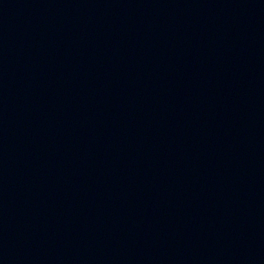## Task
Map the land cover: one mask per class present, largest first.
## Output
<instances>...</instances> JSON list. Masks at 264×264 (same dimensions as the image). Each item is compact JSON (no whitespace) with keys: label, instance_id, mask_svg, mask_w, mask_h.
Returning <instances> with one entry per match:
<instances>
[{"label":"water","instance_id":"95a60500","mask_svg":"<svg viewBox=\"0 0 264 264\" xmlns=\"http://www.w3.org/2000/svg\"><path fill=\"white\" fill-rule=\"evenodd\" d=\"M80 264H264V173L137 231Z\"/></svg>","mask_w":264,"mask_h":264}]
</instances>
